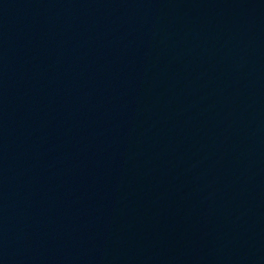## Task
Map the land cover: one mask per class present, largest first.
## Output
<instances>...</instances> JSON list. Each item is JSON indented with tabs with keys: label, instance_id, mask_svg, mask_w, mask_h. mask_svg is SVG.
<instances>
[{
	"label": "water",
	"instance_id": "1",
	"mask_svg": "<svg viewBox=\"0 0 264 264\" xmlns=\"http://www.w3.org/2000/svg\"><path fill=\"white\" fill-rule=\"evenodd\" d=\"M0 264H264V0H0Z\"/></svg>",
	"mask_w": 264,
	"mask_h": 264
}]
</instances>
